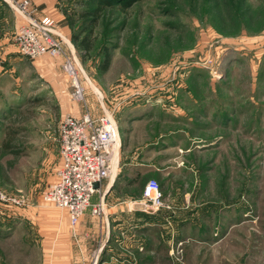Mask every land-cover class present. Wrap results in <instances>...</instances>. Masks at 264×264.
Returning a JSON list of instances; mask_svg holds the SVG:
<instances>
[{"label": "rangeland", "instance_id": "374dc122", "mask_svg": "<svg viewBox=\"0 0 264 264\" xmlns=\"http://www.w3.org/2000/svg\"><path fill=\"white\" fill-rule=\"evenodd\" d=\"M48 1L32 5L45 16ZM55 1L70 31L68 43L61 36L63 56L27 61L14 44L12 14L10 24L1 22L14 50L0 45V71L16 70L8 78L12 85L19 79L22 97L0 116V191L23 195L30 206L23 216L0 219V264H25L22 235L36 237L51 218L62 222L66 211L43 195L60 165L61 120L87 111L113 115L122 143L130 122L149 116L144 128L156 148L170 145L155 161L173 177L162 172L149 180L171 197V208L145 214L147 226L128 240L183 242L175 264H264V0ZM100 1L104 14L86 54L73 37L90 28L81 11ZM5 5L20 17L19 28L24 18ZM65 59L83 89L80 102ZM47 67L58 75H43ZM39 259L38 252L29 264Z\"/></svg>", "mask_w": 264, "mask_h": 264}, {"label": "crops", "instance_id": "0c3cea01", "mask_svg": "<svg viewBox=\"0 0 264 264\" xmlns=\"http://www.w3.org/2000/svg\"><path fill=\"white\" fill-rule=\"evenodd\" d=\"M55 4V0H49L44 13L53 16L59 22L58 33L63 35L68 43L70 31L65 24H62L65 23L63 19L65 17L60 15ZM10 13L13 16V26L17 30L20 17L0 1V29L3 28V23H1L3 20L7 23L10 22ZM9 38L8 32L2 31L0 45L6 48L5 45H8ZM68 45L71 48L70 42ZM8 46L7 52H12L14 49L10 44ZM16 59L13 62H16ZM43 62L44 60L39 61V63ZM34 64L35 68H38V64L35 62ZM58 67L60 68L59 65ZM53 71L57 76L58 72L52 67L42 68L41 73L47 75ZM15 72L0 71V116L7 111L14 110L16 103L21 100L19 79L16 78L12 85L11 79L8 78V76L14 77ZM11 85L12 87H10ZM151 119L153 118L144 115L138 124L131 122L129 124V121L132 120L125 121L130 128L128 137L123 138L118 172L114 179L104 181L91 199L92 205L98 204L100 199L103 200L105 204L103 215L94 217L89 209L79 224L72 226L68 214L65 212V214L62 213V222L51 218L53 223L50 224V227L38 230L36 237L32 236L33 234L30 232H25L22 237L27 240L23 243L22 250L30 252L24 254L23 263L29 264V258L39 252L40 259L37 264H175L177 261L175 246H181L183 242L165 238L148 241L127 239L132 232L140 231L142 227L147 226L143 224V216H146L147 213L142 211L138 205L141 199L138 195L143 194L149 176L156 175L159 179L162 172L167 177L174 175L171 173V169H161L159 166L160 150L162 148L168 150L170 145L161 141L162 147L156 148L159 147V144L150 139V131L145 129L148 127L147 125L151 126ZM136 132L141 135H137ZM156 154L158 156H155ZM156 157L159 159L157 163ZM165 196L171 202V197ZM22 210L24 209L12 213V218L23 216ZM28 214L33 216L30 212ZM30 216H27V220L31 219ZM32 218L35 219V216ZM37 250L38 252H36Z\"/></svg>", "mask_w": 264, "mask_h": 264}, {"label": "built area", "instance_id": "2783aa9c", "mask_svg": "<svg viewBox=\"0 0 264 264\" xmlns=\"http://www.w3.org/2000/svg\"><path fill=\"white\" fill-rule=\"evenodd\" d=\"M1 1L24 18L25 23L14 36V44L24 58L31 61L47 55H65L64 41L58 33L57 23L52 17L39 14L32 0ZM65 62L63 67L72 77L75 89L73 99L80 102L84 100V94L77 72L70 60L65 59ZM60 124V165L56 180L43 195V202L65 210L71 225L76 226L89 209L94 217L103 215V200L92 205L91 199L104 181L116 176L122 139L118 124L110 114L100 117H94L88 111L80 117L67 114ZM139 201L138 205L145 213L171 208L156 180L146 182ZM29 206L23 195L10 196L0 191V219L12 217V213Z\"/></svg>", "mask_w": 264, "mask_h": 264}, {"label": "trees", "instance_id": "16d2710c", "mask_svg": "<svg viewBox=\"0 0 264 264\" xmlns=\"http://www.w3.org/2000/svg\"><path fill=\"white\" fill-rule=\"evenodd\" d=\"M139 0H129L128 2L131 4V3H134V2H137ZM102 1L99 2L98 6H97V9H93V10H89V9H85V10H82L81 12V18L82 19H87L89 20L90 24H89V29L88 30H82L80 31V33L78 35H74L73 37V40L79 44L81 47H82V50L88 54L90 53L91 51H93L94 49V46H95V39L96 38V35L94 34L95 33V29H96V26L98 25L101 17L103 16L104 14V7L102 6ZM77 22H69L70 26H75ZM88 31V33H87ZM86 33V34H85ZM107 61L105 62V64L103 65V70L106 71L108 68H109V62H110V59L109 57L106 58ZM8 148V145L5 144L3 146V148Z\"/></svg>", "mask_w": 264, "mask_h": 264}]
</instances>
